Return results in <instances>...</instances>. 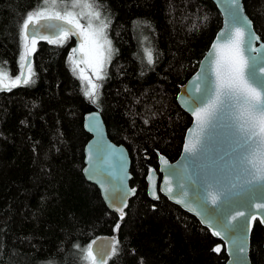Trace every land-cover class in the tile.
Returning <instances> with one entry per match:
<instances>
[{
	"label": "trees",
	"instance_id": "obj_1",
	"mask_svg": "<svg viewBox=\"0 0 264 264\" xmlns=\"http://www.w3.org/2000/svg\"><path fill=\"white\" fill-rule=\"evenodd\" d=\"M241 1L264 43V0ZM95 4L110 21L113 49L106 77L97 81V103L73 74L70 38L63 46L37 41L30 59L35 82L0 92V264H87L81 249L100 236L118 241L107 264H224L221 242L161 195L148 198L145 184L157 152L169 162L179 155L190 118L175 96L219 29L220 14L209 0ZM40 6L41 0H0V68L12 79L21 71L19 30ZM95 108L109 140L128 153L136 193L123 220L81 174L89 139L82 118ZM263 242L254 221L250 264H264Z\"/></svg>",
	"mask_w": 264,
	"mask_h": 264
},
{
	"label": "snow or ice",
	"instance_id": "obj_2",
	"mask_svg": "<svg viewBox=\"0 0 264 264\" xmlns=\"http://www.w3.org/2000/svg\"><path fill=\"white\" fill-rule=\"evenodd\" d=\"M61 6L63 10H60ZM231 8L230 27L220 34L223 43L212 44L214 54L201 75L196 77L192 101L186 102L188 111L195 121L197 133L194 140H185L183 150L185 153L195 154L205 134L210 128L216 127V122L219 121L221 126L226 125L234 129L235 146L241 152L243 171L248 177L246 183L259 184L264 182V43H260L259 47H253V43L260 41L261 38L252 30L251 21L242 14L243 10L237 0H231ZM75 9L82 11L76 12ZM83 10H86V13ZM85 14L87 22L82 24L81 20L85 18ZM94 20L99 21L98 26L94 25ZM109 24V20L101 19V12L95 0H41L40 8L27 14L18 33L22 49L19 55L21 71L12 79L9 72L0 68V92L11 91L35 82L33 79L35 71L29 58L36 52L38 40L47 41L50 45L63 46L70 37L77 36L78 47L72 48L68 61L72 65L73 74L79 70L77 78L82 82L87 80V89L83 95L93 104L97 103L100 85L85 75V70L79 66L88 64L96 80L105 79L106 63L110 62L113 54L111 40L107 38L105 31ZM43 31L48 34H41ZM78 54H81L83 59H75ZM146 56L147 63L153 64L151 52H147ZM188 135H191V130ZM151 174L152 170H149V179ZM169 183L165 180L164 185L158 190L161 193L166 191L171 198L172 188L165 187ZM134 192L135 189H130L124 196ZM150 192L154 199L159 198L155 184L150 185ZM222 194L209 192L208 202L216 205ZM187 195V192L182 193V196ZM175 202L186 203L183 199H177ZM119 204L126 206L124 199H120ZM187 206L189 210H193L191 204ZM255 207L264 209V204L257 203ZM115 211L119 214L120 220H123L124 207L117 206ZM249 215L251 219H256L254 214L237 211L227 220L222 215H217L216 222L224 231L234 232L235 222ZM261 215L264 216V213ZM119 227L117 224L116 229ZM212 235L223 238L221 231L214 230ZM95 244L93 241L81 249L82 258L87 264H107V259L118 254V241L115 238L112 241L110 255L102 249L95 248ZM213 251L219 253L221 248L217 246ZM236 251L243 253V245L237 244Z\"/></svg>",
	"mask_w": 264,
	"mask_h": 264
},
{
	"label": "water",
	"instance_id": "obj_3",
	"mask_svg": "<svg viewBox=\"0 0 264 264\" xmlns=\"http://www.w3.org/2000/svg\"><path fill=\"white\" fill-rule=\"evenodd\" d=\"M209 1L212 2L220 14V27L199 60L195 71L178 87L175 96L177 105L189 116L190 123L184 132L179 155L174 161L169 162L164 156L158 152L156 153L157 169L152 170L151 179H149V173L145 178L146 194L148 198L154 200L150 192V185L155 184L157 195H161L168 202L192 216L211 235L214 230L221 231L223 238L213 235L212 237L220 241L223 246L226 257L224 264H250L249 239L251 224L257 221L264 230V216L261 215V213H264V209L255 207L257 203L264 204V182L259 184L246 183L248 177L243 171L241 152L235 146L234 129L226 125L221 126V122L217 121L216 127L210 128L205 134L195 154H188L183 150L185 140H194L197 133L195 121L188 111L186 102L192 101V93L197 82L196 77L201 75L205 65L214 54L212 44L223 43L220 34L230 27L231 0ZM237 3L243 10L242 14L246 16L242 1L237 0ZM247 19L249 20L248 17ZM29 31H31V26ZM41 34L48 33L43 31ZM70 39L73 41L72 48L78 47V37L72 36ZM260 43L263 42H254L253 47H259ZM74 58L83 59V56L78 54ZM80 65L84 67L83 64ZM82 127L89 139L82 150L83 166L81 174L87 183L97 189L107 210L120 219L119 214L115 211L116 207H124L125 211L129 200L136 193L135 190L134 193L124 196L130 189H134L129 186L131 174L129 173L128 153L124 146L116 145L109 140L97 108L83 115ZM189 130H191V135H188ZM165 180L170 182L165 187H171L173 190L171 198H169L166 191L161 193L158 190L160 186L164 185ZM181 185H183V188H181ZM183 192H187L188 195L186 197L182 196ZM209 192L223 193L216 205L208 202ZM120 199L125 200L126 206L119 204ZM177 199H183L186 203L177 204L175 202ZM114 201L116 202L114 203ZM187 204H191L193 210H189ZM205 209H207L206 212ZM237 211L254 214L256 219H251L249 215L235 222L236 230L234 232L224 231L217 224L216 216L222 215L227 220ZM213 225L216 226L213 227ZM93 241L96 242L95 248L102 249L110 255L113 241L111 236H100ZM233 241L236 243L234 244ZM237 244L243 245V253L236 251Z\"/></svg>",
	"mask_w": 264,
	"mask_h": 264
},
{
	"label": "rangeland",
	"instance_id": "obj_4",
	"mask_svg": "<svg viewBox=\"0 0 264 264\" xmlns=\"http://www.w3.org/2000/svg\"><path fill=\"white\" fill-rule=\"evenodd\" d=\"M40 8V7H39ZM38 8V9H39ZM37 9V10H38ZM60 10H63V7L61 6V9ZM75 11L76 12H80V11H82V9H75ZM83 11H85V13H86V10H83ZM101 19H106L102 14H101ZM107 20V19H106ZM86 22H87V16H86V14H85V18L83 19V20H81V23L82 24H86ZM93 23H94V25H96V26H98L99 25V21H93ZM106 31V30H105ZM108 38V37H107ZM108 63V62H107ZM106 63V64H107ZM84 65V67H82L81 65L79 66L80 68H83L84 70H85V75H87L88 77H90V78H92V80H93V82L94 83H96L97 84V81L98 80H96L95 79V77L94 76H92V69H91V67L88 65V64H83ZM77 75L79 76V70H77ZM82 82V81H81ZM82 84H83V86H84V89L86 90L87 89V80H85V81H83L82 82Z\"/></svg>",
	"mask_w": 264,
	"mask_h": 264
}]
</instances>
